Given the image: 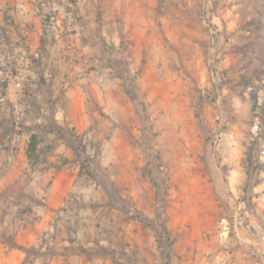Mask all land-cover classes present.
Returning a JSON list of instances; mask_svg holds the SVG:
<instances>
[{"label":"rangeland","instance_id":"rangeland-1","mask_svg":"<svg viewBox=\"0 0 264 264\" xmlns=\"http://www.w3.org/2000/svg\"><path fill=\"white\" fill-rule=\"evenodd\" d=\"M153 5L140 18L136 32H123V25L118 28L116 48L106 42L101 12L96 16L99 26L90 30L95 38L87 33L83 41L77 37L81 48L90 44L100 52L95 76L98 93L107 80L118 78L128 95L129 123L138 126L129 125L127 130L134 150L112 152L115 163L107 173L105 164L111 163L102 145L110 143L112 137H91L89 142L87 136H78L79 172L85 180H91L97 195L106 193L105 200L96 197L88 204L95 211L94 225L101 246L122 262L123 256L134 250L129 248V241L151 240L161 247L160 264H180V257L175 261L172 253L174 243L191 241L200 246L206 241L216 245L226 241L223 249L228 251L235 247L229 243L239 240L234 228L253 234L252 227L234 221L240 203L251 212L250 224L256 218L264 227V0H155ZM38 11L48 15L45 8ZM83 26L86 31L87 21ZM48 41L54 44V40ZM57 41L66 50L73 48L71 39ZM135 42L142 49L138 71L132 72L126 70V65L133 62L126 51ZM82 59L79 74L87 78L89 67ZM32 108L29 102L0 103V175L8 172L10 151L27 142L20 135L30 128L27 115ZM91 111L108 116L98 102ZM134 127L140 132L133 131ZM113 142L116 144L118 138L113 137ZM130 170L136 174L128 175ZM45 204L41 199L34 202L38 208ZM85 204L73 183L63 201L49 206L55 208L54 214L44 230L36 233L33 240L37 245L27 249L26 255L32 260L41 256L44 264L48 263L58 251L61 221ZM21 205L19 200L1 201L7 209L0 215L1 241L15 240L17 231L4 230L9 209L19 213L17 207ZM106 209L123 213L122 222L105 228L101 213ZM23 215L18 216L22 223ZM13 218L18 222L15 215ZM129 220L135 226L133 235L121 228ZM110 242L120 244V249L113 246L112 251Z\"/></svg>","mask_w":264,"mask_h":264},{"label":"crops","instance_id":"crops-1","mask_svg":"<svg viewBox=\"0 0 264 264\" xmlns=\"http://www.w3.org/2000/svg\"><path fill=\"white\" fill-rule=\"evenodd\" d=\"M15 2L0 3V103L17 105L29 102L33 105V111H29L27 115V125L30 127L27 134L20 135L27 142L16 145L10 151L8 172L0 175V215H5L7 210L1 206L4 198L15 203L19 200L22 204L17 207L19 213L16 209H9V223L4 231H17V236L11 241L0 240V264H44L43 257L37 256L32 260L26 255V250L37 245L33 238L37 232L44 230L53 216L55 208H51V205L63 201L73 183H76L80 197L87 204L71 210L72 216L61 221L58 251L46 264H160L158 249L161 247L151 240L129 241V248L134 247V250L130 255L127 252L121 259L122 262L118 255L101 246L100 236L94 225L95 211L88 204L96 197L105 200L106 193L97 195L90 186L91 180H85L80 174V151L76 141L80 135L87 136L89 142L91 137H112L110 143L102 145L104 152L108 154L106 159L111 163V167L105 164L106 173L109 170L112 172V164L115 163L112 152L134 150L128 141L127 130L129 125L137 124L129 123L131 113L127 93L119 85L118 78L107 80L100 94L98 93L95 76L99 51L90 47V44L81 48L77 37L83 41L87 33L86 36L95 38L94 31L90 30L99 26L96 16L101 12L100 24L106 33V42L116 48L120 41L118 28L123 25V32L127 29L136 32L140 18L151 10L155 0L56 3L65 11H72L74 20L67 22L72 28H65L66 21L62 20V26L57 24L55 31H50V35L54 37L50 40H54V44H50L49 39L44 36V15H40L35 4L30 3L32 0ZM98 8L100 11H97ZM57 12V18L63 19V12L59 9ZM84 20L88 25L86 31ZM64 39H71V50L64 49L63 44L57 41ZM141 49L139 42L130 44L126 56L133 62L126 65V70L138 71ZM37 52L40 53L39 58L35 57ZM81 59L88 64L89 70L92 68L88 70L87 78L79 74ZM113 70L116 71V68ZM86 82L87 85L84 86ZM96 102L106 108L107 117L91 111ZM133 131L139 133L140 129L134 127ZM113 137L118 138L116 144ZM89 142L87 148L90 146ZM30 144L34 145L33 149H30ZM90 168L93 169L92 166ZM132 174L136 172L130 170L128 175ZM40 199L46 204L38 208L34 202ZM20 213H24L23 223L18 217ZM122 214L113 209L102 210L105 228L122 222ZM14 215L18 222L13 218ZM34 216H38L37 219L33 220ZM258 222L256 218L251 222L253 234L250 235L243 228H234L239 239L235 243H229L230 246H235L234 249L225 251L223 248L228 244L226 241H222L220 245L206 241L200 246L191 241H183L171 246L174 259L177 261L176 256H179L180 264H264V227L258 225ZM123 224L121 228L133 235L135 226L133 227L132 220ZM109 245L112 251L113 246L120 247L118 243L110 242Z\"/></svg>","mask_w":264,"mask_h":264},{"label":"built area","instance_id":"built-area-1","mask_svg":"<svg viewBox=\"0 0 264 264\" xmlns=\"http://www.w3.org/2000/svg\"><path fill=\"white\" fill-rule=\"evenodd\" d=\"M35 7L37 10H39V8L41 7L43 9L45 8L48 11V15H46V16L44 15V17L42 19L44 36L47 39L54 38V37H52V35H50V30L56 28V25L60 24V22L62 20L69 22V23L73 22V20H74L72 11H65L63 7L56 6V3H35ZM58 9L63 12V15H64L63 19L57 18L56 13H57ZM35 57L39 58L40 53L37 52L35 54ZM17 113L18 112H16V114ZM19 113H21V112L19 111ZM250 217H251V212L249 211V209L245 206L244 203H240L237 211L234 213L235 223L239 224V225H244V227L249 229L251 227V224L249 221Z\"/></svg>","mask_w":264,"mask_h":264},{"label":"trees","instance_id":"trees-1","mask_svg":"<svg viewBox=\"0 0 264 264\" xmlns=\"http://www.w3.org/2000/svg\"><path fill=\"white\" fill-rule=\"evenodd\" d=\"M34 148V145L33 144H30V149H33Z\"/></svg>","mask_w":264,"mask_h":264}]
</instances>
